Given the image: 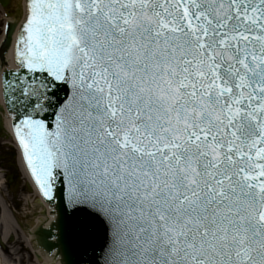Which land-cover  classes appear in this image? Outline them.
I'll return each instance as SVG.
<instances>
[{"label": "snow or ice", "instance_id": "6c2138e0", "mask_svg": "<svg viewBox=\"0 0 264 264\" xmlns=\"http://www.w3.org/2000/svg\"><path fill=\"white\" fill-rule=\"evenodd\" d=\"M14 60L65 264H264V0H27Z\"/></svg>", "mask_w": 264, "mask_h": 264}, {"label": "bare ground", "instance_id": "6f19581e", "mask_svg": "<svg viewBox=\"0 0 264 264\" xmlns=\"http://www.w3.org/2000/svg\"><path fill=\"white\" fill-rule=\"evenodd\" d=\"M18 1V6H17V13L15 15L10 14V19L14 20L15 17H22L24 14V1L25 0H17ZM2 37H0V42ZM5 63L1 64L0 63V75L1 71L6 69L8 66L9 67H14L13 64V50L11 49L9 53L4 55ZM8 62V63H7ZM0 95H1V90H0ZM0 116L2 121L4 122V131L7 132V128L9 127V122L10 118L7 116L4 112V109L0 103ZM10 136V135H8ZM23 169V168H22ZM25 172V171H23ZM27 180V179H26ZM27 184H30L29 181L27 180ZM2 185L1 181V176H0V187ZM30 191L28 192V195H26L25 200L28 204L26 207V212L23 213H10L9 207L10 205L5 204V201L3 202V215L1 218V229H2V239L6 240L7 237L11 234H16L18 237L19 235V227L21 228L22 226L27 230L25 233L23 232V241H28L30 245L33 248V251L36 254V261L37 264H61L60 263V258H55L54 253L49 254L48 252L42 250L40 246L35 245L33 241V235H34V230L38 226H42L43 228H49L51 223L55 220L56 216L50 212V205L45 203L44 205L42 203V200L37 198L35 196L34 189L31 187L30 184ZM36 193V192H35ZM32 217V218H31ZM28 219V222H30V225L25 224V220ZM18 251L13 250L11 252L10 257L13 259L18 258ZM8 258L2 254L0 255V263L1 264H9L7 263Z\"/></svg>", "mask_w": 264, "mask_h": 264}, {"label": "water", "instance_id": "95a60500", "mask_svg": "<svg viewBox=\"0 0 264 264\" xmlns=\"http://www.w3.org/2000/svg\"><path fill=\"white\" fill-rule=\"evenodd\" d=\"M0 1L2 2L3 5H8L9 2H10V0H0ZM13 29H14V27L12 28L11 33H12ZM7 43H8V42H7ZM4 78H5V76H3V80H4ZM8 79L11 80L12 77L9 76ZM5 100H6V99H5ZM7 106H8V109L11 110V108L9 107L8 104H7ZM11 111H12V110H11ZM13 112H14V111H13ZM15 113H16V115H17V112H15ZM21 118H22V117H21ZM63 196H64V188H63V186L61 185L59 191L57 192V201H56V202H50V203L55 204V207H56V203H57V202H62V198H63ZM47 201H48V200H47ZM48 202H49V201H48ZM56 210H57V213H58L59 209H57V207H56ZM47 233H48V229H47V228L45 229V228L40 227V228L38 229V242H39V244H40L45 250H47L48 252H52L54 249H57L58 252L61 254V257H62V261H63V263L65 264L66 259H67L65 253L60 249L59 246L55 245L54 241L51 239L50 236H48ZM102 242H103V241H102ZM54 257H55V258H59L56 254H54ZM95 258H96L97 260H102V259H103L102 255H100V249H99V248H97V253H96V257H95ZM85 259H87V257H86Z\"/></svg>", "mask_w": 264, "mask_h": 264}, {"label": "rangeland", "instance_id": "374dc122", "mask_svg": "<svg viewBox=\"0 0 264 264\" xmlns=\"http://www.w3.org/2000/svg\"><path fill=\"white\" fill-rule=\"evenodd\" d=\"M2 15H3V13H2V11H0V30H1V26H2V20H1V18L3 17ZM0 150H3V149H0ZM16 190L19 191L18 188H16Z\"/></svg>", "mask_w": 264, "mask_h": 264}, {"label": "flooded vegetation", "instance_id": "af4514ba", "mask_svg": "<svg viewBox=\"0 0 264 264\" xmlns=\"http://www.w3.org/2000/svg\"><path fill=\"white\" fill-rule=\"evenodd\" d=\"M1 164L3 165V163L1 162ZM2 198L4 199L3 195ZM0 218H1V211H0ZM0 223H1V219H0Z\"/></svg>", "mask_w": 264, "mask_h": 264}]
</instances>
